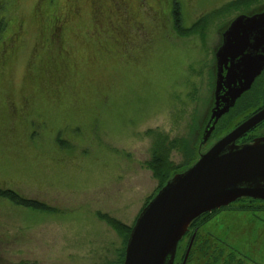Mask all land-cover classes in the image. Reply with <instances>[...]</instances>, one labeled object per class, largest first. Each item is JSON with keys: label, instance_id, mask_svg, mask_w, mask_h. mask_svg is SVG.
I'll use <instances>...</instances> for the list:
<instances>
[{"label": "rangeland", "instance_id": "374dc122", "mask_svg": "<svg viewBox=\"0 0 264 264\" xmlns=\"http://www.w3.org/2000/svg\"><path fill=\"white\" fill-rule=\"evenodd\" d=\"M80 2L90 24L89 0ZM133 2L128 11L122 0V15L112 11L120 29L96 14L79 36L94 50L91 60L85 48L71 82L38 91L25 73L57 52L54 30L69 13L55 0H0V190L43 206L0 196V264H123L142 209L172 171L204 151L198 144L221 33L238 15L264 8V0ZM36 28L43 35L33 53ZM240 116L225 119L219 134ZM263 134L264 126L256 131ZM108 216L129 228L124 236L109 224L124 241L118 252L116 240L99 238ZM200 228L209 256L189 264H264V204L236 202L201 219ZM92 239L99 246L84 252Z\"/></svg>", "mask_w": 264, "mask_h": 264}, {"label": "water", "instance_id": "95a60500", "mask_svg": "<svg viewBox=\"0 0 264 264\" xmlns=\"http://www.w3.org/2000/svg\"><path fill=\"white\" fill-rule=\"evenodd\" d=\"M216 53L215 102L202 134L207 142L221 117L264 68V11L235 17ZM264 121V108L174 173L140 212L126 243L123 264H175L178 244L203 214L242 197L264 200V137L236 141ZM190 242L182 264H186Z\"/></svg>", "mask_w": 264, "mask_h": 264}, {"label": "trees", "instance_id": "16d2710c", "mask_svg": "<svg viewBox=\"0 0 264 264\" xmlns=\"http://www.w3.org/2000/svg\"><path fill=\"white\" fill-rule=\"evenodd\" d=\"M44 0H39L38 6L43 2ZM126 6L128 11L131 8L136 7V4L133 2V0H126ZM55 3L58 4V9L61 11H67L69 15L66 17L62 15L60 20L58 21V26H56L54 30V36H53V45L56 44L55 50L58 52L52 53L51 51L45 53L41 60L42 66L40 68V71L38 72H32L29 69H27L25 76H24V81L29 82L31 84H34L36 87H39L37 90L39 91L40 88H47L48 86L51 87L52 85L54 86H63L68 84V82L72 81V78L76 76V74L79 72L80 67L79 64L81 63L82 59L80 58V52H85V48L87 49V61L91 60L93 55L91 54V50L89 49L88 44H90L86 38L85 41L80 40V33L83 35H86L89 32L90 27L92 26L93 22H96L95 17L96 14L100 15L103 14L105 18L108 20V24L111 23V25L114 24L116 26V23L118 22L116 19L113 23L111 20L113 10L119 11L120 15L123 13V4L122 0H114L112 3L110 0H89V6H90V17L93 19L91 20L90 24H87L84 21V13L82 9V5L80 0H55ZM175 18L176 22L175 24L179 26L181 22V17L178 12V7L175 9ZM37 14H35L36 16ZM65 20L66 25L64 24L62 26L61 21ZM99 21V19H98ZM118 28L120 29L119 24L117 23ZM145 27L147 30H149V27L144 26V31ZM137 28V27H136ZM140 28H143L142 26ZM37 29V40L33 49V53L38 52L41 49V37L43 35L42 30ZM138 29V28H137ZM119 31V30H118ZM102 47V46H101ZM100 49H103L101 48ZM104 47V46H103ZM94 52V50H92ZM32 53V54H33ZM80 62V63H79ZM78 76V75H77ZM25 82V83H26ZM38 93V92H37ZM193 163V162H192ZM190 163L189 165H191ZM182 166L180 168H177L176 170L172 171L168 177V179L176 172H179L183 169H185L187 166ZM167 179V180H168ZM166 180V181H167ZM165 181V183H166ZM163 183V185L165 184ZM162 185V186H163ZM161 186V187H162ZM0 196L8 197L12 201L18 202L21 205L28 206V207H33L35 209H43V206L40 205L37 202H31L28 201L20 196L12 190H0ZM209 216L208 213L203 214L199 218H197L195 221H200L204 217ZM108 223L111 224L121 235L127 236V232L129 231L128 226H125L122 224L119 220L115 218H111L108 216ZM207 243L200 238L195 241L194 243V253L195 257L194 259H199L198 256L202 255L201 259H205L206 257L209 256V246L204 247L203 245ZM209 244V243H208ZM193 253V255H194ZM211 258V256L209 257ZM206 260V259H205ZM212 262L209 261L208 264Z\"/></svg>", "mask_w": 264, "mask_h": 264}, {"label": "flooded vegetation", "instance_id": "af4514ba", "mask_svg": "<svg viewBox=\"0 0 264 264\" xmlns=\"http://www.w3.org/2000/svg\"><path fill=\"white\" fill-rule=\"evenodd\" d=\"M261 11H264V8H262L261 10H257V12H261ZM257 12H254V13H257ZM251 14H253V13H251ZM227 28H228V26L226 27V29ZM224 31L221 33L219 43L215 47V50H214L213 100H212V103H211L212 106H211L210 111L207 115V118L204 119L205 124H204V127L202 128V131H201V135H200L201 137H200L199 144H198V150H204V151L208 150L217 140H219L221 137H223L228 132H230L231 130L236 128L238 125H240L242 122L246 121L248 118H250L255 113H257L258 111H260L264 108V68H263L261 73L259 75H257L255 77V79L253 80V82L251 83L250 88L247 89L246 91H244L238 97L234 106L231 107L230 110L221 117V119L219 120V122L216 125V128H215L211 138L207 142H205V143L203 142L202 134H203V131L206 127V124L210 118L211 110H212V108L214 106V102H215L214 92L216 89V74H217L216 53L222 47V45L224 43V37H223ZM236 114H241L240 117H243V116H245V117H243V119L232 129L226 131L222 135L219 134L220 125L222 124V122L225 119H227L229 116L236 115ZM263 126H264V121L259 123L256 127L251 129L244 136H242L240 139H238L236 141V144L237 145L252 144L255 142V140L257 138L264 137V134L263 135H256V131L259 130L260 128H262ZM204 151H202V152H204ZM202 152H200V153H202ZM242 200H251V201H255V202L260 203V204H264V200H262V199L253 198V197H242V198L237 199L236 201H234L230 205H232L236 202L242 201ZM230 205H228L227 207L216 209L214 211H218V210L222 211L225 208H228ZM214 211L209 212L208 214L210 215ZM211 234L212 233L210 232L209 235H211ZM207 235H208V232L204 233L201 231L200 221H198V220L194 221L191 224V226L189 227V230L187 231V233L184 235V237L181 239V241L178 244L176 257H175V264H182L184 257H185V254H186V251H187L188 246H189L191 241H192V246H191V249L189 251V255H188L186 264H189L193 260H195V261L201 260L202 255L198 256L199 259H194L195 255H196L195 253H197V251H195V253H194V249H193L195 247L194 243L196 240H198V238H200V240L207 242L203 245L204 247H207L209 245L208 244L209 238L207 237ZM193 253H194V255H193Z\"/></svg>", "mask_w": 264, "mask_h": 264}, {"label": "crops", "instance_id": "0c3cea01", "mask_svg": "<svg viewBox=\"0 0 264 264\" xmlns=\"http://www.w3.org/2000/svg\"><path fill=\"white\" fill-rule=\"evenodd\" d=\"M112 217H114V216H112ZM115 219H116V217H115ZM99 236H100L99 238H101V237H105L106 239L108 238V242H107V243H108L109 245L115 244L114 241L116 240V242L118 243L117 248H116L117 252L123 248V245H124L123 242H124V241H123V239L121 238V235H120L117 231H115V230L109 225V223H106V224L104 223V226H103L102 232H100ZM98 240H99V239H98ZM98 240L95 241L94 239H92V240L89 242V245L98 242ZM54 243H55V242H54ZM97 245H98V244H96V245H90V246L87 247L86 249H82V250H84V252L87 251L88 253H91V252H93L92 249L95 248ZM104 245H105V243L103 242V243H102V247H104ZM109 245H108L107 249L105 250L106 252H108V249H110V248H109ZM98 246H99V245H98ZM66 249H68L67 251H71V250H73V249H74V250H77V248H75V247H73V246H70V245H67V246H66ZM100 249L103 250L104 248H100ZM116 254H117V253H116ZM111 258H112V257H111ZM111 258H108V259L111 261ZM113 258H115V257H113ZM112 260H113V259H112ZM113 261H114V260H113ZM96 264H108V262L106 263L105 259H103V260H100V261L96 262Z\"/></svg>", "mask_w": 264, "mask_h": 264}]
</instances>
